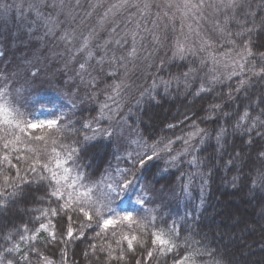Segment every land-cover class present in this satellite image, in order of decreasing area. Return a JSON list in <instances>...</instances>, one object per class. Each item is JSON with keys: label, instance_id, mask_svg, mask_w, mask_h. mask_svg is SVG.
Listing matches in <instances>:
<instances>
[{"label": "snow or ice", "instance_id": "6c2138e0", "mask_svg": "<svg viewBox=\"0 0 264 264\" xmlns=\"http://www.w3.org/2000/svg\"><path fill=\"white\" fill-rule=\"evenodd\" d=\"M25 2L28 11L35 13L37 20L44 21L48 33L55 34L59 22L52 16H44L41 9L47 6L45 0ZM245 2L246 0H161L160 3H155L154 0H112L105 4L104 0H98L97 4L92 5L93 10L103 9L97 25L100 28L107 25L112 35L110 40L105 42L104 55L97 60V64L108 61L111 65H117L124 70L125 77L129 65L135 66L137 61L146 69L151 67L149 61L152 52L145 47L144 41L150 35L149 45L153 50L158 49L167 37H161L159 32L153 29L159 27L160 21L167 20L172 23L179 18L182 27L172 42V56L183 58L193 52V49H197L207 53V58L201 61L203 65H206L208 60L213 64L195 95L211 93L215 85L223 83L224 79L237 77L236 87L228 93L231 98L232 92L248 89L253 79L264 81V50H261L264 49V44L257 46L253 41V35L257 31L264 32V16L257 17L254 13H248L252 16L251 20L238 22V31L226 34L229 37L226 40L229 49L223 56L230 62L224 64L229 69L226 76L224 73L217 74L216 65H219L221 60L212 55L215 45L210 37L202 35L199 22L225 10H242ZM53 7H58L62 13L74 18L72 6L65 0H53ZM154 7L157 9L155 20L150 21L153 28H148L145 22L153 15ZM11 8H19L23 15V4H7L0 0V14ZM92 14L89 12L87 15ZM187 21L190 22L185 23ZM216 30L222 36L225 35L223 26H218ZM95 35L96 31L93 29L79 40V47L76 49L78 53L83 54L78 73L81 79H84V74L91 75L89 61L97 55L92 47ZM77 39L75 29L65 31L60 36V40L65 43ZM129 41L131 47L126 54L117 56L116 49H112V55H108L110 44L122 49ZM142 52L147 54L141 56ZM116 71L114 68L110 75H115ZM192 71L194 70L190 69L189 73ZM189 73H184V76L187 77ZM32 76L35 78L37 73H32ZM92 80H95V77H92ZM109 87L111 94L107 99L119 109L117 98H122V93L127 92L130 86L121 79L120 83ZM21 92L22 89L17 88L15 82L7 77H0V209L28 195L33 196L34 203L38 202L46 207L30 209L31 216L26 223L14 228L7 235L0 236L5 245L0 247V264H53L45 255L49 245H67L74 239H81L83 230L92 228L93 223L99 228L93 237L97 243L89 245L91 255L88 251L83 255L98 261V264H197V260L203 256L214 255L205 245L197 246L188 239L181 241L175 221L171 225L166 220L158 224L157 215L152 214L150 210L148 214L137 219L133 210L119 208L120 204L129 202L136 204L140 209H146V204L151 202L148 194L153 191L145 183L147 164L164 156L168 157L169 163H173L177 160V155L195 151V144L202 142L207 133L194 120L187 133L177 137L185 146L184 153L172 155V145L175 143L172 139H146L137 135L128 140V145H135V148L125 152L126 167L118 168L115 175L105 173L107 180H95L87 176L78 163L80 143H69L64 137L67 125L63 113L57 115L56 111H51L49 115L53 118L46 120L28 119L19 100ZM253 103L259 108L255 116L251 115V112L256 110L251 107ZM116 109L105 102L101 106L100 118L114 123L103 130L93 127L92 123L83 124L82 128L92 133V136L84 135L83 140L87 142L99 134L109 137L117 134L120 124ZM105 110L111 112L112 116H107ZM209 110L215 113L222 111L223 106L220 103H212ZM237 117L232 127L234 130L243 129L249 134V145L254 143L252 136L264 139V94L256 100L250 99L249 107L237 113ZM190 119L185 114L181 123ZM167 127L172 129L177 125L168 124ZM225 134L226 129L221 127L216 137L220 147H223L220 142ZM233 162L230 158L228 164ZM189 163L196 165L198 161L194 157ZM247 179L253 188L264 189V145L257 151ZM101 183L104 184L103 189L100 187ZM36 192L40 195H33ZM121 211L122 215L119 214ZM57 224L61 225L59 230L56 228ZM74 225L79 231L74 229ZM42 232H47L46 242L41 238ZM60 251L62 261L67 264L66 248Z\"/></svg>", "mask_w": 264, "mask_h": 264}, {"label": "trees", "instance_id": "16d2710c", "mask_svg": "<svg viewBox=\"0 0 264 264\" xmlns=\"http://www.w3.org/2000/svg\"><path fill=\"white\" fill-rule=\"evenodd\" d=\"M95 1L92 4V0H81L78 6L77 0L68 1L74 18L53 7V12L62 14L60 18L63 19L58 33L61 35L70 27L78 35L97 30L102 8L90 10L89 6L94 5ZM90 11L93 13L91 16L87 15ZM248 13L264 16V0H246L242 10H225L200 20L202 35L210 37L215 45L212 55L226 58L223 56L229 49L226 34L238 31V22L251 20L252 16ZM10 16L7 12L0 14V77L9 78L17 88L22 89L19 100L27 118L33 119L37 114L49 115V112L57 111V106L63 107L67 125L64 137L69 143H80L78 163L86 175L95 180H107L105 173L115 175L118 168L126 167V150H132L135 145L129 146L122 137L103 134L85 142L83 136H92V133L82 128L85 123L93 125L98 115L96 102L108 91L113 80L105 75V71H101L97 75V83L89 85L85 82L87 86L83 85L77 73V63L72 64L59 54L60 50L68 52L63 41L57 42L60 36L58 39L42 37L40 44L33 39L38 36L37 31L24 28L13 19L9 21L7 17ZM218 26L225 28V35L216 30ZM159 34L167 39L154 50L156 52L149 61L154 64L153 72L146 83H141V91L137 90L140 83H134L132 92L140 93L125 113L129 138L140 135L146 139H172L175 141L172 155H177L183 144L177 137L187 133L193 120L207 135L202 142H198L189 157L177 155V160L169 163L168 157L164 156L147 164L145 183L153 191L149 193L151 202L146 204V209L138 207L135 210V205L129 202L120 204L119 208L133 210L137 219L150 210L157 215L158 224L162 220L169 225L175 221L181 241L188 239L197 246L205 245L209 252L214 253L198 259L197 264H264V189L253 188L247 179L249 168L257 151L264 145V139L252 136L254 143L249 145V134L232 127L238 118L237 113L249 107V100H256L264 94V81L253 79L248 89L232 92L229 98L228 93L236 87L238 79H224L223 83L215 85L211 93L197 96L195 93L213 68L211 60L206 65L201 63L207 58V53L193 49L194 54L190 52L183 58L173 57L174 39L166 33L159 31ZM150 41L151 38L147 48L153 50ZM253 41L257 46L264 44V32L257 31ZM222 63L221 68H217V74L224 73L226 76L229 69L224 66L225 62ZM135 64L141 63L137 61ZM190 69L194 71L189 73ZM32 73H37V76L34 78ZM184 73L189 75L185 77ZM151 83L157 86L152 89ZM212 103H220L223 110L211 112L209 105ZM251 107L256 109L251 112L255 116L259 108L255 103ZM185 114L191 119L181 123ZM168 124H176L177 127L169 129ZM221 127L226 129L220 142L223 147L218 146L216 138ZM194 157L198 161L196 165L189 163ZM230 158L234 161L231 165L228 164ZM100 187L103 189L104 184L101 183ZM38 207L46 205L34 203L33 196L28 195L0 209V236L26 223L31 216L30 209ZM60 227L56 225L57 230ZM74 229L79 231L75 225ZM95 231H99V228L93 223L92 228L83 230V238L74 239L67 245L53 243L45 255L53 264H64L60 249L66 248L67 264H73V261L75 264H98V261L83 255L85 251L91 255L89 245L97 243L93 239ZM40 235L46 242L47 232ZM4 246V241L0 239V247Z\"/></svg>", "mask_w": 264, "mask_h": 264}, {"label": "rangeland", "instance_id": "374dc122", "mask_svg": "<svg viewBox=\"0 0 264 264\" xmlns=\"http://www.w3.org/2000/svg\"><path fill=\"white\" fill-rule=\"evenodd\" d=\"M68 1L70 2V1H75V0H65L66 3H68ZM79 1H81V0H79ZM4 2L7 3V4H17V5L23 4L24 5L23 15L21 14V11H20L19 8H11V9H9L7 11V13H9L11 16L7 17V18H8V20L9 19H13V21L17 22L18 25H20V26H22L24 28H29L32 31H37V35L38 36L33 37V39L38 40L40 44H41V42H43V38L42 37H46V36L50 37L51 36L53 38H57L58 39L59 36H61L64 33V32H62L61 35H60V33H58V31L60 30V25H61L63 19L60 18V16H62V14H60V13L59 14H55L53 12V0H45V3H46L47 6L43 7L41 9V11L43 12L44 16H46V17L47 16H52L54 18V20L59 22V26L56 28L55 34H49L48 33V29L45 26L44 21L43 20H37V18L35 16V13H30L28 11L25 0H4ZM88 2H90V0H88ZM154 2L155 3H160L161 0H154ZM97 3H98V0H96L94 2V4H97ZM104 3L108 4L110 2H109V0H104ZM92 4H93V0H92ZM89 7H90V10L93 9L92 6H89ZM57 9H59V8L57 7ZM101 12H103V9H102ZM156 12H157V9L154 7L152 9L153 15L151 17H149L148 21L145 22L148 28H153V25H152V23L150 21L151 20H155V13ZM189 22L190 21H187L185 23H189ZM195 26L196 25L194 24L193 27H195ZM181 27H182L181 21H180L179 18H177L172 23H169L167 20L160 21L159 22V27L158 28H154L153 30L157 31V32L160 31L161 33H166L169 36H171V39L175 40L176 37L180 33ZM71 29H73V28L70 27V29H67V31H71ZM92 30H90V31H92ZM186 30L187 29L185 28V31ZM199 30H200V28H199ZM32 31H30V33ZM95 31H96V35H95V38L92 41V47H93L94 51H96L97 55L95 56L94 59L89 61V64L91 65V67L89 68V72L91 73V75L89 76L87 74H84V79H81V75H79V78L81 80L80 82L83 85H85V86H87L86 83H89V85L90 84L94 85L95 83H97L99 81V78L97 76L98 73H100L101 71H105V73H106L105 75L110 77L113 80V82L110 85L120 83V80L124 79L125 82L130 87L127 90V92L122 93V98H117V102L120 105L119 109H116V105L113 104L112 101L107 99L108 95L111 94V89H110V87L108 88V91H106L102 95V98H100L96 102L97 108H98V115L96 117V120L93 122V127H100L103 130V129L109 128V126L114 123V121H110L108 119L100 118L101 117V106L105 102H107L111 108L116 109V111L118 113V117L117 118H118L119 124H120V131L117 134L113 135V136L122 137L125 140V142L128 143V140L130 138H129V133L126 130V120H125L126 114L125 113L128 110V108H130V106L135 103V101L137 100V95L140 93V92H137L136 94H134L132 92L133 91V87H135L134 83H136V84L140 83L138 88H137V90L141 91L142 87L140 85H141V83H146L148 78L151 76V73L153 72L152 69L154 68V64H151V67H149L147 69L144 67L143 64H135V66L129 65V71H128V74H127L126 77L123 76V71L124 70L122 68H118L117 65H111L108 61H105L102 64H97V60H99L100 57L102 55H104L105 42L110 40L112 34H111V29L109 27L107 28V26H105L104 28H100L99 27ZM88 33L89 32H86L85 34L78 35V33L76 31V34H77V37H78L77 40H74L71 43H65L63 41V43L67 46L65 48H67L68 52L65 53L63 50L59 51V54L61 56H63V57H66L68 62H71L72 64L73 63H77V73L80 72L79 63L83 62V54L78 53L76 51V49L79 47V40L82 39L83 36H87ZM150 38H151V36L148 35L146 40L144 41L145 47H147L148 40ZM61 41L62 40H60V41L57 40V42H61ZM193 43H195L194 39H193ZM130 47H131V41H129V43L127 45H125L124 48H122V49L121 48H117V46L115 44H110L109 48H108V55L109 56L112 55V49H116V55L117 56L121 55L122 53L126 54V51ZM65 48H63V49H65ZM149 51L152 52V55L156 52L154 50H149ZM146 54L147 53H143V52L140 53L141 56L146 55ZM218 59H220V58H218ZM220 60H221V63L219 65H216L217 68H221L220 66L223 65L222 62H229V61H227V58H223V59L221 58ZM211 66H213L212 61H211ZM114 68L117 69L116 74L115 75H110V73L113 72ZM92 77H95V80H92ZM151 82H154V81H151ZM130 83L133 86H131ZM151 84L153 86L154 83H151ZM156 86L157 85L155 84V87ZM67 102H68V104H70L69 103L70 101H67ZM57 107H58L57 111H56L57 115H59L60 113L64 114L63 107H60V106H57ZM105 113H106L107 116H112V113L111 112H107V110H105ZM51 118H53V117L50 116V115L37 114V115H35L33 117L32 120L39 121V120H46V119H51ZM97 137H98V135H97ZM197 146H198V142L195 144V148ZM184 148H185V146H184V144H182V146L180 147L179 153H184ZM128 151H131V149L129 148ZM191 153H192V151L190 150L189 152H186V153H184L181 156H185V158H186V157H189L191 155ZM126 203L127 202H124V203H122V205H126Z\"/></svg>", "mask_w": 264, "mask_h": 264}, {"label": "bare ground", "instance_id": "6f19581e", "mask_svg": "<svg viewBox=\"0 0 264 264\" xmlns=\"http://www.w3.org/2000/svg\"><path fill=\"white\" fill-rule=\"evenodd\" d=\"M150 88L154 89V87L152 85H150ZM149 195V194H148ZM132 205H135L134 209L137 210L139 206H137L136 204L132 203Z\"/></svg>", "mask_w": 264, "mask_h": 264}]
</instances>
